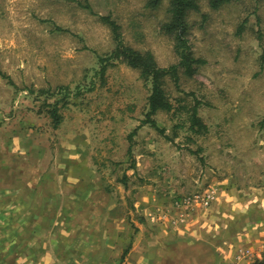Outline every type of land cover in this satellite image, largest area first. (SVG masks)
Segmentation results:
<instances>
[{
  "label": "rangeland",
  "instance_id": "rangeland-1",
  "mask_svg": "<svg viewBox=\"0 0 264 264\" xmlns=\"http://www.w3.org/2000/svg\"><path fill=\"white\" fill-rule=\"evenodd\" d=\"M147 1L0 0V71L8 77L0 75V159L29 174L31 159L52 158L54 176L67 171L70 190L99 191V205L120 207L132 233L156 232L166 217L206 207L207 194L220 231L222 216L234 235L257 227L264 217V0L218 10L197 0L189 39L205 63L192 78L181 72L183 93L168 80L174 110L154 117L159 129L143 124L151 83L121 60L102 62L117 46L102 20L110 16L128 47L151 52L163 68L178 63L165 29L170 0L157 9ZM195 99L207 126L201 135L191 130ZM62 158L70 164L58 166Z\"/></svg>",
  "mask_w": 264,
  "mask_h": 264
},
{
  "label": "crops",
  "instance_id": "crops-1",
  "mask_svg": "<svg viewBox=\"0 0 264 264\" xmlns=\"http://www.w3.org/2000/svg\"><path fill=\"white\" fill-rule=\"evenodd\" d=\"M65 159L58 166L70 164ZM0 166V264H254L264 259V217L256 219L257 227L234 235L224 216L220 231L214 209L195 206L179 211L175 221L166 217L156 232L146 228L136 234L128 224L123 227L120 207L99 205V191L70 190L67 171L54 176L52 158L31 159L29 174H16L9 159H0Z\"/></svg>",
  "mask_w": 264,
  "mask_h": 264
},
{
  "label": "trees",
  "instance_id": "trees-1",
  "mask_svg": "<svg viewBox=\"0 0 264 264\" xmlns=\"http://www.w3.org/2000/svg\"><path fill=\"white\" fill-rule=\"evenodd\" d=\"M163 1L164 0H148L146 6L150 9H157ZM233 1L234 0H209V3L212 9L218 10L231 4ZM199 9L200 6L197 0H170L169 14L171 16V21L166 25L165 29L167 33L173 35L176 40L175 51L179 61L177 64L168 68L160 67L155 56L151 52L143 53L128 47L123 40L120 25L110 16L102 17V20L111 27L114 40L117 44L110 58L102 59V62L121 60L134 70L140 71L141 78L149 81L152 85L151 94L148 98L149 112L147 113L146 120L143 122L144 125L149 124L159 129L154 117L159 112H172L174 110V105L171 102L166 88L168 80H172L177 89L183 93V91L180 90L181 72L188 78H192L197 73V66L205 63V61L195 57L193 45L189 39L190 26L188 18L192 12H197ZM106 69L107 67L104 65L101 72L103 75H105ZM0 75L4 78H8L2 71H0ZM66 89L69 88H63V90ZM189 95L195 97L194 93ZM195 100L196 103L191 113V130L197 135H201L207 131V126L199 116L200 102H198L197 99ZM54 120L55 127H59L62 123V119L56 112H54ZM137 130L138 129L132 133L130 136L131 139L136 134ZM161 132L164 133L162 130Z\"/></svg>",
  "mask_w": 264,
  "mask_h": 264
},
{
  "label": "built area",
  "instance_id": "built-area-1",
  "mask_svg": "<svg viewBox=\"0 0 264 264\" xmlns=\"http://www.w3.org/2000/svg\"><path fill=\"white\" fill-rule=\"evenodd\" d=\"M214 196L212 194H207L205 199H204V206H209L211 202H213Z\"/></svg>",
  "mask_w": 264,
  "mask_h": 264
}]
</instances>
